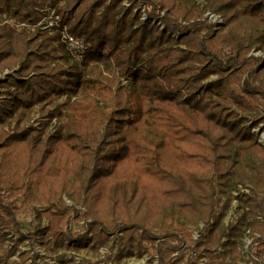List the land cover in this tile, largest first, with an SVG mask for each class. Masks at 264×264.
<instances>
[{"label": "trees", "instance_id": "16d2710c", "mask_svg": "<svg viewBox=\"0 0 264 264\" xmlns=\"http://www.w3.org/2000/svg\"><path fill=\"white\" fill-rule=\"evenodd\" d=\"M47 1L0 0V74L14 71L0 81V264L29 236L95 250L117 232L128 239L118 261L152 250L179 264L194 244L187 223L202 221L213 224L196 247L212 252L227 236L236 260L239 225L222 221L240 185L264 254V143L253 132H264V59L253 53H264V0H205L217 29L194 0H57L87 46L80 62L42 30ZM37 109L44 126L22 127ZM81 221L89 231L72 230Z\"/></svg>", "mask_w": 264, "mask_h": 264}, {"label": "built area", "instance_id": "2783aa9c", "mask_svg": "<svg viewBox=\"0 0 264 264\" xmlns=\"http://www.w3.org/2000/svg\"><path fill=\"white\" fill-rule=\"evenodd\" d=\"M196 4L202 7L204 11V16L207 19L208 22L212 23L215 28L217 29L223 24V19L221 16L213 13L210 9L207 8V3L205 0H194ZM141 11L143 13L142 19H146L145 15V8L141 7ZM45 16L40 23V26L42 30H47L49 32H58L60 34L61 41L66 45L67 49L70 51L72 56L77 62H80L86 51L87 46L85 42L78 36L71 34L68 31L67 25L64 24L63 18L58 15L53 8V6L48 2L46 6V10L44 11ZM163 14V13H162ZM264 143V141H263ZM251 192L250 187L248 186H242L240 185L235 191L232 192V199L230 208L224 217L222 221V225L226 229L227 232H229V229L232 226L239 225L240 228V237L237 239L238 245H237V251L240 255V258L237 263L235 264H256V263H262L264 264V254L262 252L261 246L258 245L256 242V239L258 236H253L251 233V229L248 226V222L251 221V219L247 218V213L249 211V208L244 206L241 203L242 198H246ZM69 203H65L68 206H73L71 201H68ZM80 210L84 211V209L78 207ZM264 217L262 214L258 215V219L262 220ZM80 224L84 226L86 229L85 231H89L88 227L85 224V221H81ZM213 224V221L210 222H200L197 226H194L195 234H193L194 231H190L192 234L193 242L191 249L183 256V260L179 264H188L191 256H199V263L201 264H207L212 262H226L231 263V249L229 246H226V243L228 241V237L225 236L221 244L218 248L214 249L212 252L204 251L203 253H199L198 248L196 245L201 242L205 236L208 234V231L210 230L211 226ZM10 240L7 242L10 247L14 245V241L18 240V236L15 233L14 230L10 231ZM91 235V233L89 232ZM121 233H116L111 236L112 244L114 242H118L119 244V237L121 236ZM44 234H38L35 236H29L25 238L22 242L17 244L16 252L14 256L11 258V264H61V258L64 257L66 259L74 260V257L63 255L64 257H61L63 254V249H50L49 252L53 254V256H49L47 250L42 245V243H45ZM116 238V239H115ZM44 240V241H43ZM117 240V241H113ZM183 248H185V245H183ZM223 248V250H221ZM124 247L122 244H119L118 246V253L122 252ZM62 250V251H61ZM72 252V254H76V250L73 248H70L69 250H66L64 252ZM210 253V255H215V257L218 259L216 261H207L205 257H207V254ZM221 254V255H218ZM55 255V256H54ZM60 256L59 258H57ZM49 257L50 261H48ZM55 257V258H54ZM116 255L113 256L115 258ZM181 257V252L176 251L172 255V260L174 263L178 261V259ZM205 259V260H204ZM109 264H112V262L116 263V260H108ZM206 261V262H205Z\"/></svg>", "mask_w": 264, "mask_h": 264}, {"label": "rangeland", "instance_id": "374dc122", "mask_svg": "<svg viewBox=\"0 0 264 264\" xmlns=\"http://www.w3.org/2000/svg\"><path fill=\"white\" fill-rule=\"evenodd\" d=\"M191 1V0H189ZM48 2L53 6V8L55 9L56 13H57V9L55 7V5L57 4V0H48L47 1V4ZM63 2L61 3H58V5H62ZM125 4H127V2H125ZM128 5V4H127ZM47 6V5H46ZM59 7V6H58ZM46 10V8L44 9V11ZM58 14V13H57ZM60 15V14H58ZM62 18L63 16L60 15ZM64 19V18H63ZM253 53H255L257 56H261L263 59H264V53L262 52H259V51H253ZM77 62L74 61L73 59H70L68 62H67V65L68 67H74V65H76ZM14 75V71H6L5 73H2L0 74V81L3 80V79H6L7 78V75ZM212 79H215L216 76H212L211 77ZM3 89L0 88V100L2 98L1 96V93H2ZM66 97L63 96V97H60L56 100V103L55 105L58 106L60 104H62L64 101H65ZM45 119L44 118H41V114L39 113L38 109L35 110L32 114V117L30 120H27L25 121L24 123H22V127H25V128H28V127H36V128H42L44 126V122ZM55 123L56 121H54L52 123V125L49 127V134H52L53 131L55 130ZM263 127V124H260L259 126H257L256 128L253 129V132L256 133V134H259V142L263 143L264 141V132H261V128ZM68 201H71L70 199H68L67 197H64V200H63V203H69ZM72 204L74 205V202L71 201ZM32 215L30 212H22L20 215H19V222L21 224V227H22V231L24 233H28L29 231H31L30 229L34 227V225L32 226ZM187 228L189 231H194V226H192L191 223H187ZM72 230L73 231H81V232H85V228L84 226H82L80 224V222H75V224L72 225ZM196 231L193 232V234H195ZM159 237L162 236V233L161 232H158L157 233ZM53 236L49 235H45L44 236V240H45V243H42V245L45 247V249L47 250V252H49V250L52 248V247H55L54 246V241L52 240ZM116 239V238H115ZM43 240V241H44ZM113 241H117V240H113ZM119 244H122V246L124 247V249L122 250V252H119L117 251L118 249V246L119 244H117L118 242H114L112 244V240L109 242V244H107L106 246L104 247H98L96 248L95 250L92 248V245H88L86 246L85 248H82L80 250H76V254H72V252H64L66 250H61L63 252V254L61 255V257H64L63 255H68L69 257L72 256L74 257L73 259H75L76 261H72L70 262V264H109V261L108 260H115L116 259V263L115 262H112V264H160V260L158 259V257L156 256L155 252H153L152 250L149 251L148 254H145L143 257H137V256H134V257H126V258H123L122 260L118 261L117 260V255H120L121 253H125L126 249L128 248V245H127V242H128V239L124 236H120L119 237ZM199 244V243H198ZM6 247H10V245H8V243H6L5 245ZM223 250V248L221 249ZM199 253H203L204 251H207L205 249H198ZM210 252V251H208ZM231 254V258H232V261L231 263H237L239 259H234L233 258V255L232 253ZM49 256H53V254L51 252L48 253ZM116 255L115 258H113V256ZM218 255H221V254H218ZM55 256V255H54ZM57 257V256H56ZM60 256H58L57 258H59ZM48 258V261H50L49 257ZM55 258V257H54ZM63 259H66L65 257ZM205 259L207 261H216L218 260L215 255H210V253L207 254V257H205ZM204 259V260H205ZM66 260H70V259H66ZM61 261H62V258H61ZM60 261V263H61ZM206 262V261H205ZM172 263L173 260H172ZM212 263H218V262H212ZM48 264V263H47ZM201 264V263H199Z\"/></svg>", "mask_w": 264, "mask_h": 264}]
</instances>
